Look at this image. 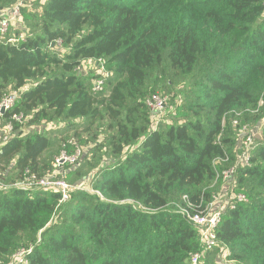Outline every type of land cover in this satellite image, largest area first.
Returning a JSON list of instances; mask_svg holds the SVG:
<instances>
[{"label": "trees", "instance_id": "obj_1", "mask_svg": "<svg viewBox=\"0 0 264 264\" xmlns=\"http://www.w3.org/2000/svg\"><path fill=\"white\" fill-rule=\"evenodd\" d=\"M27 12L33 33L0 43V103L20 93L0 135L17 115L28 126L108 119L119 159L95 177L100 196L79 190L60 205L56 192H0V264H19L22 249L32 250L25 264H191L204 248L179 208L188 197L205 209L230 170L248 201L233 199L200 264H221L225 250L235 264H264V141L238 165L239 130L264 136V0H47ZM100 59L110 76L96 93L81 67ZM181 79L192 84L183 106L171 94ZM157 94L172 106L155 127L146 101ZM14 126L0 170L15 161L22 175L42 173L54 140Z\"/></svg>", "mask_w": 264, "mask_h": 264}, {"label": "rangeland", "instance_id": "obj_2", "mask_svg": "<svg viewBox=\"0 0 264 264\" xmlns=\"http://www.w3.org/2000/svg\"><path fill=\"white\" fill-rule=\"evenodd\" d=\"M0 0V17L2 15H7L12 7L19 1L15 0L14 4L11 6V3L14 0H8L5 4L1 5ZM47 0H26V6L22 10V20L17 24L10 27L8 34L6 35L7 40L23 39L27 37V34L33 33L29 23L25 21L24 11H28L29 14H40L42 11V6ZM19 42V41H18ZM5 44V43H1ZM83 72L86 75L97 76L100 72L99 66L92 62V65L88 62H84ZM32 84V83H30ZM34 85V84H33ZM191 82L189 80L181 79L178 84L172 88L171 94H177V98L174 101V104L179 103L182 106L188 101L187 96L191 91ZM16 89L9 88L5 92L8 94ZM164 91L159 92L158 94H164ZM5 93V94H6ZM4 94V95H5ZM168 96V95H167ZM166 96V97H167ZM168 98V97H167ZM169 100V98H168ZM171 103L167 102V105L164 109L163 121L167 119L169 111L171 110ZM155 123H158V120L155 119ZM163 122H160L161 124ZM9 124V123H8ZM7 124V125H8ZM157 125V127L159 126ZM7 125L1 130L0 135V146L5 144L9 140L10 136ZM108 119L99 120L94 125H89L87 122L78 121L74 126H69L64 122H54V123H43L34 126H28L27 122L24 123V133H39L44 132L48 134L55 142V147L47 152L43 157V172L34 173L38 182L43 178H53L55 180H63L64 183L69 187L70 191H91L93 190V181L97 174L105 167H110L114 165L119 158H116L112 153V150L108 146V140L111 136V129L109 128ZM156 127V125L154 124ZM250 133L254 134L255 143L259 146L264 141V136L258 127V125L251 126L248 129ZM242 139V135L239 134ZM74 142L72 145L71 142ZM66 144L69 145L66 146ZM238 149L240 154L242 151ZM63 157H67V161L62 162L59 166L58 160ZM91 163V164H88ZM15 161L6 168H3L0 171V188H4L2 191L10 189V187H23L27 188L30 185H33V181L26 179L24 174L18 172L16 169ZM57 167V168H56ZM77 168V169H75ZM50 169H52L51 172ZM75 169V170H74ZM80 170V175L74 174L68 181L67 176L72 171ZM49 172V173H48ZM42 175V177H41ZM41 177V178H40ZM237 185L236 177L232 176L229 180L225 182L224 185L215 186V198L214 199V208L216 211H226L229 205L234 206L233 199L238 195L234 189ZM36 186V185H35ZM42 186V185H40ZM34 187V186H33ZM38 187V185H37ZM45 191L55 192L51 188H44ZM51 189V190H49ZM25 247V246H24ZM22 249L20 252H23ZM221 253L218 254V257ZM24 257L18 254L14 258V262L22 260ZM223 259V254L221 255L220 261ZM219 261V258H218ZM236 262H231L235 264Z\"/></svg>", "mask_w": 264, "mask_h": 264}, {"label": "built area", "instance_id": "obj_3", "mask_svg": "<svg viewBox=\"0 0 264 264\" xmlns=\"http://www.w3.org/2000/svg\"><path fill=\"white\" fill-rule=\"evenodd\" d=\"M25 6H26V0H19L12 7V9L7 15H2V17L0 18V43L17 44L18 41L26 39V38H23L20 40L15 39L13 41L7 40L6 42H4L6 39V35L8 34L10 30V27H12L13 25H17L22 20V10ZM57 44L61 46L62 42L58 41ZM92 62L95 63L100 68V72L96 76L97 78L94 81L93 90L96 93L104 92L106 80L110 76V74L107 72L105 63L103 60L100 59L98 61H93V60L88 61V63H90L91 65H92ZM83 67H84V64L82 65L81 69H83ZM19 94H20L19 91L14 90L12 92H9L8 94L6 93L3 96L1 103H0V117H2L5 113L9 112L15 106L18 100ZM167 102H168V98L166 96L158 95V94L149 97L146 101L147 106L149 107L151 112L154 113V124L156 125V127L160 122H162V119L165 116L164 109L167 105ZM262 104L263 102H261V105ZM155 119L158 120V123H155ZM25 122L26 120L24 119L23 115L14 116L13 122H9V124L7 125L9 134L11 135V133L14 131V127H15L14 123H19L21 125H24ZM237 124L238 123L236 122L235 125ZM247 132H248L247 127H243L242 129L239 130V134L242 135V139L239 136L240 138L238 142H239L240 150L242 151V154L239 155L238 165L241 164L243 166L249 165L251 154L257 147L255 143L254 135L248 134ZM8 138H10V136H8ZM71 144L73 145L74 142L72 141ZM66 146H69V145L66 144ZM67 160H68L67 157H63L62 159H59L58 167L61 166L60 164L62 162L67 161ZM233 173H234V170L226 171L223 174L224 180L225 181L229 180ZM24 176H26V179L33 181V185H30L27 188H23V187H12V188H17V189H21L25 191L26 190L32 191V190H37V189L45 190L44 188H51L54 191L57 190L55 192L60 193L62 196L60 200V205L70 201L72 193H74L73 191H70L69 187L64 183L65 181L63 180H55L53 178L49 179V178L40 177L42 180L38 182V180L36 179V176L30 170H26L24 172ZM3 189L4 188H0V192H2ZM88 192L92 194H97L100 196V194L94 190H91ZM184 200L187 206H181L179 208V212L199 231L200 241L204 248L203 254L196 253L192 255L191 264H200V261L202 260L204 254L215 250L219 246V241H218V236H217L216 231L220 225L222 214H224V211L215 210L214 208L215 200H213L205 209L202 208V204L197 205V204L192 203L188 197H184ZM235 200L237 202H247L248 201L246 196L243 194H238L235 197ZM128 203L132 204L136 209H142L145 212H149V209L144 208L132 201H128ZM229 207L233 208L234 206L229 205ZM31 252H32L31 249H28V250L24 249L23 252H19L18 254H20V256L24 258L17 262L19 264L27 263L26 256L30 254ZM228 256H229V252L228 250H225L223 253V259L221 261V264H231V261L228 260Z\"/></svg>", "mask_w": 264, "mask_h": 264}]
</instances>
